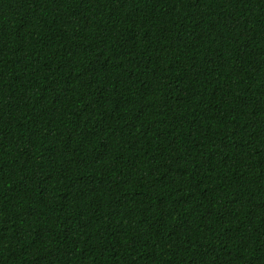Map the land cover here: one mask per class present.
Instances as JSON below:
<instances>
[{
    "label": "trees",
    "instance_id": "1",
    "mask_svg": "<svg viewBox=\"0 0 264 264\" xmlns=\"http://www.w3.org/2000/svg\"><path fill=\"white\" fill-rule=\"evenodd\" d=\"M0 264H264V0H0Z\"/></svg>",
    "mask_w": 264,
    "mask_h": 264
}]
</instances>
